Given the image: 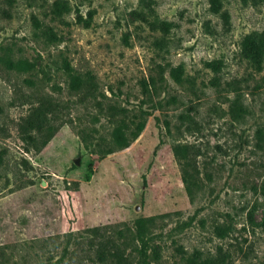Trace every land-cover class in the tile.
<instances>
[{"label":"rangeland","instance_id":"rangeland-1","mask_svg":"<svg viewBox=\"0 0 264 264\" xmlns=\"http://www.w3.org/2000/svg\"><path fill=\"white\" fill-rule=\"evenodd\" d=\"M250 43L264 0H0V264H264Z\"/></svg>","mask_w":264,"mask_h":264},{"label":"trees","instance_id":"trees-1","mask_svg":"<svg viewBox=\"0 0 264 264\" xmlns=\"http://www.w3.org/2000/svg\"><path fill=\"white\" fill-rule=\"evenodd\" d=\"M58 3V4H57ZM56 7L53 10V13H58L60 14L62 11V8H65L66 5L63 2H57ZM92 13L91 11L88 12V17H83L82 15L78 14L77 15V21L82 22L86 27L90 25V19H91ZM250 49L246 51L245 53V58L247 61L253 62L254 65L257 68H260L262 66V62L264 59V48L261 44H254L250 43ZM254 46V47H253ZM8 67L11 69H16V70H24L28 68V63L25 60L19 59V60H11L9 59L7 61ZM26 125L30 127L32 130L37 132L41 138V146L47 143V141L52 137V135L55 132V129L49 126L46 120V114L42 111V109L37 106L33 107L28 115L26 116ZM141 129V125L139 130ZM28 138L32 140L34 143L36 138L33 135H29ZM40 146V147H41ZM38 147V149L40 148ZM185 173L187 174V170H185ZM149 218L146 217H138L135 221L136 224V234L137 238L140 242V247L139 251L143 252L145 248V238H144V228H145V223L146 220Z\"/></svg>","mask_w":264,"mask_h":264}]
</instances>
